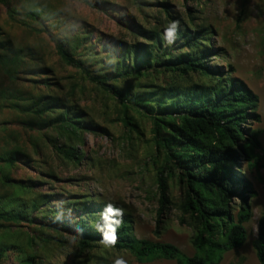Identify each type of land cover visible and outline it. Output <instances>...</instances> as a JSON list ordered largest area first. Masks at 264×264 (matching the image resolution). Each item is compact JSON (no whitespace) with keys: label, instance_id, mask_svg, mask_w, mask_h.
<instances>
[{"label":"rangeland","instance_id":"1","mask_svg":"<svg viewBox=\"0 0 264 264\" xmlns=\"http://www.w3.org/2000/svg\"><path fill=\"white\" fill-rule=\"evenodd\" d=\"M7 1L9 7L0 3V209L21 219L0 231L2 264H114L121 258L126 264H177L142 263L102 241L82 250L79 234L97 232L103 213L96 212L109 203L122 209L136 239L174 245L187 258L196 253L194 223L183 211L184 172L167 165V153L155 141L153 116L68 64L61 46L93 77L110 75L108 85L129 100L166 99V90L199 91L218 80L243 84L258 97L256 111H249V124L243 125L252 159L238 151L239 169L233 168L236 191L246 192L253 220L245 245L226 252L218 264H260L254 242L264 216V0ZM36 10L44 21L28 14ZM173 21L179 28L169 44L165 28ZM25 24L52 35L37 34ZM196 35L204 40L195 53L205 52L208 76L172 72L165 62L189 54L186 41ZM22 50L24 57L17 59ZM142 58L145 67L135 72ZM8 91L28 101L43 98L46 115L9 108L2 99ZM59 116L82 118L84 129L69 136L65 126L49 125ZM44 121L48 125L40 127ZM70 148L78 161L65 156ZM11 152L17 161L7 165ZM163 171L169 199L164 211ZM240 206L235 201L232 212Z\"/></svg>","mask_w":264,"mask_h":264},{"label":"trees","instance_id":"2","mask_svg":"<svg viewBox=\"0 0 264 264\" xmlns=\"http://www.w3.org/2000/svg\"><path fill=\"white\" fill-rule=\"evenodd\" d=\"M0 3L9 7L7 0H0ZM28 14L32 18L44 21V15L37 10ZM25 26L37 34L52 35L49 29L40 30L27 24ZM201 37L199 38V35L189 37L186 45L191 52L166 61L165 65L174 73L185 75L193 72L207 77L209 72L206 69V54L195 53L197 49L201 51L200 42L204 41ZM58 49L68 64L86 73L93 83L108 89L111 94L130 105L148 109L153 116L157 146L167 153V165L174 164L184 172V179L181 180L186 182L188 187L183 211L191 217L195 227L193 246L196 253L192 258H187L174 245L136 239L132 236L127 216L120 217L116 208H112L109 214L106 212L108 210H98L96 213H103V217L100 219L97 232L79 234L82 250L91 249L93 241H102V234L108 230V225L117 220L122 222L116 231L118 240L114 248L129 251L142 263L161 259L175 261L177 264H218L226 252L242 248L247 240V227L253 220V212L246 192L236 191L235 183L239 180L233 168L239 169L236 162L238 151L247 154L248 158L253 155L254 150L249 146L243 125L249 124V117L252 116L249 111H256L258 97L243 84L218 80L214 86L199 91L166 90L165 92L169 94L166 99L155 98L151 101L134 96L129 100L128 94L108 85L112 80L110 75L93 77L82 62L76 60L68 50L62 46ZM19 53L17 59L24 57L25 51ZM4 61L7 59L4 58ZM144 67L145 60L142 58L136 63L135 72H141ZM17 93L8 91L2 95V99L8 102L9 108L20 109L25 114L46 115L47 105L42 103L43 98L38 101L34 99L28 101L23 94ZM148 93L153 95V92ZM27 102L32 105L34 103V107L40 108L30 110L28 104H25ZM53 123L65 126L72 132L68 133L69 136L83 130L86 124L82 118L69 116H59L49 125ZM38 125L44 127L48 123L44 121ZM127 125L131 126L130 119ZM252 139L254 143L251 145L256 148L258 135L255 133ZM64 152L71 161L80 159L75 149L70 148ZM16 155L17 153L11 152L9 158L4 160L7 165L15 164ZM160 189L164 211L165 205L169 203L168 184L164 171L160 175ZM235 201L241 202V206L233 213L231 206ZM163 211L161 210L162 214ZM20 219L21 214L7 213L0 209V231L5 230L4 225L18 223ZM254 249L260 264H264V216L259 221V232L254 242ZM4 256L5 251L0 248V264ZM22 264H34V262L28 260Z\"/></svg>","mask_w":264,"mask_h":264},{"label":"clouds","instance_id":"3","mask_svg":"<svg viewBox=\"0 0 264 264\" xmlns=\"http://www.w3.org/2000/svg\"><path fill=\"white\" fill-rule=\"evenodd\" d=\"M179 28V22L178 21H173L171 22L166 28V36H167V41L169 44L174 43L176 33ZM109 212L112 211V204L109 203L105 206ZM117 214L120 215V217L123 216V211L122 209L117 210ZM121 220H117L113 222L115 226H113V223H110L108 225V230L102 234V243L104 244L105 247H114L117 243L118 237L116 235L117 228L121 224ZM114 264H126V261L121 259H117L114 261Z\"/></svg>","mask_w":264,"mask_h":264}]
</instances>
